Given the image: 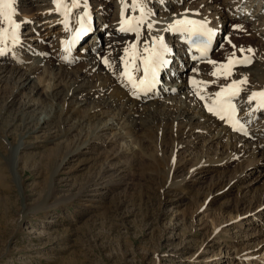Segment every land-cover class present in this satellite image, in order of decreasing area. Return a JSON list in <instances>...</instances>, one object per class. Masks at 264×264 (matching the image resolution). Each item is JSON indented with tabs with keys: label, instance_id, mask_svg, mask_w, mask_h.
Wrapping results in <instances>:
<instances>
[{
	"label": "rangeland",
	"instance_id": "rangeland-1",
	"mask_svg": "<svg viewBox=\"0 0 264 264\" xmlns=\"http://www.w3.org/2000/svg\"><path fill=\"white\" fill-rule=\"evenodd\" d=\"M16 1H22L27 6L43 5L45 2ZM3 26L0 20V27ZM28 27L25 26L22 32H26ZM227 28L213 48V55L217 51L222 52L215 60L217 64L202 65L205 66L202 67L204 73H209L210 81L216 85L226 84L232 78V75L227 78L223 75L213 76L212 72L215 71L214 67L216 69L219 64L226 63L233 52L237 58L250 56L252 62L244 68L253 71L260 63L252 56L257 54L264 58V46L250 38L247 27L234 21ZM94 35L99 39L96 43L99 50L93 54L90 62L96 66H106L108 63L105 60L109 61L107 49L112 47V44L107 46L106 43L113 34L106 31L100 37L95 31ZM92 36L91 39L88 36L82 40L78 48L75 46L77 49L74 52L79 53L80 45L82 47L90 42ZM233 45L236 47L233 48ZM241 48L253 51L241 52ZM81 63L80 59L71 63L66 70L67 80L75 82L76 89L92 91L98 84L97 80L106 78L100 72L95 77L76 80L75 68L77 64L80 67ZM238 67L242 66L235 68ZM0 78V172L5 183L0 188V264H264L256 259L262 254L264 257V173L261 166L256 171L254 167L245 168V162L241 163L240 170L245 168L242 186L226 196L211 195L216 200L210 204L204 200V196L222 172L213 165H207L205 170L209 172H195L191 181L190 178L187 181L188 189L178 192H168L163 188V170L155 165L157 163L148 162L147 157L144 159L140 155L142 159L137 158V161H141L139 167L128 168V172L122 174L123 184L108 189L88 183L93 179L99 184L107 181L102 182L98 177L112 161L107 160L108 153L134 144L135 136L125 135L124 125L133 126L137 121V124H147L151 128L155 125L154 137L146 138L144 152L148 157L161 159L165 165L172 148V141L168 138L165 144L168 148L166 151L162 148L165 124L168 127L180 122L190 127L197 125L194 123L196 119H180L175 111L168 109V105H160L153 99L157 107L153 109L154 115L167 116L169 123L156 120L151 115H141L135 120L123 119L121 125L112 120L108 125L112 126L113 122L115 128L99 137L109 147L101 150L87 145L74 155H67L69 148L67 141H64L67 137L63 136L79 124V118L65 120L63 114L58 112L47 126L43 125V128L32 132L36 124L31 117L42 125L44 117L54 116V109L50 113L51 104L41 105L37 110L35 107L22 109V94L17 96L15 103H8L7 95L13 90L15 80L10 74L0 75ZM160 81L166 85L172 83L164 76ZM31 85L23 89V93L30 94ZM109 98V93L85 100L79 98L75 106L84 113L95 105L110 101ZM202 102L208 108V102L201 99ZM117 108L110 111L114 110L113 113L118 115L120 107ZM258 120L260 124L263 123L264 115L256 122ZM226 123L230 125L231 122L227 120ZM248 126V133L260 127L255 124ZM260 128L264 130V126ZM120 133L125 137L114 143L116 135ZM218 135L219 132L205 136H210L208 139L216 142ZM241 136L247 137L246 132ZM184 139L193 141V138L186 136ZM258 139L264 141V135H259ZM206 141L207 138L200 139L199 144L189 151L190 155L184 157L178 153L175 158L182 163L196 165L203 158L223 157L220 146L211 144V149L207 150ZM63 158L61 168L55 173ZM114 163L119 167L121 164L130 165L125 159L121 163ZM236 169L234 167L231 171ZM175 175L174 181H181L186 172ZM45 200V206H49L47 210L43 209ZM23 216L26 220L21 224L19 221ZM242 255L251 256L250 261L243 258L241 262Z\"/></svg>",
	"mask_w": 264,
	"mask_h": 264
},
{
	"label": "bare ground",
	"instance_id": "bare-ground-1",
	"mask_svg": "<svg viewBox=\"0 0 264 264\" xmlns=\"http://www.w3.org/2000/svg\"><path fill=\"white\" fill-rule=\"evenodd\" d=\"M43 1H45L43 5L32 4L30 6L22 4V1L15 2L16 15L14 19L21 25L19 43L13 45L9 41L8 50L0 56V75L10 74V77L15 80L13 90L10 95H7L8 103H15L17 96L22 94V109L27 110L35 107L37 110L44 104H51L50 113L54 109V116L52 118H47L49 115L44 117L42 125L31 117V121L34 122V125L36 124L35 129L32 128L34 130L32 132L43 128V125L47 126L49 121L55 118V114H59L58 112L63 114L65 120L79 118L77 122L79 124L63 136V138L67 137L64 140L67 141V148H69L68 153L66 152L67 155H74L79 152L82 146L98 147L101 150L109 147V144L100 141V134L104 135V133L109 132L116 124L121 125L123 119L125 121L131 120V118L135 120L136 117L141 115H151L156 120H164L169 123L167 116L158 117V114L154 115L153 109L157 107L153 99L157 100L160 105H168V109L175 111L176 116H179L180 119H196L194 123L197 125L190 127L184 126V122V124L177 122L175 126L168 127L165 124L166 133L163 134L165 140L162 148L165 151L168 148L165 145L167 138L172 141L170 146L172 148L169 150L171 151L170 159L165 165L161 159L148 157L144 152L146 138L154 137L157 129L155 125H153V128L147 124H142V126L137 124L138 121L133 126L123 124L126 131L125 135L135 136L134 144L127 145L121 151L119 149L112 151L113 153L110 151L107 160L112 159L116 163H121V160L125 159L130 165L121 164L119 167L110 161L109 166L103 169L102 175L98 177L102 182L107 181L99 184L96 179L89 180L88 183L91 186L102 185V188L109 189L123 184L122 174L128 172V168L134 169L137 165L139 167V161L142 159L140 156L144 159L147 157L148 162L157 163L155 165L163 170H161V175H164L161 177H164L165 180V182L163 181V188L167 189L168 192L188 189L189 184L187 181L189 178L191 181L195 172H209L208 169L205 170L207 165H213L222 172L217 177L214 185L209 188L207 195L204 196V200L210 204L216 200H213L211 195L226 196L232 190H238L242 186L245 180V168L254 167L258 171L257 169L261 166L264 173V141L258 139L259 135H264V130L260 128L264 126V122L261 124L260 120L256 122L257 118L264 115V108L259 107L256 101L249 102L252 93L264 91V58L257 54L253 55L252 59L260 63L256 67L257 69L253 71L244 68L242 65L241 68L234 67L229 82L216 85L210 81L209 73H204L205 66L202 65L212 64L208 59L212 57L211 61H215L222 52L217 51L213 55V51H211V57L206 54L202 55L201 52L191 49L187 43V37L190 33L168 29V26L178 19L197 21L203 24L205 29H210L214 33L212 36V39H214L212 47L214 48L216 43L222 39L224 32L227 31V26L235 21L247 27L250 31V38L264 46V0H140L144 9L143 12L139 8L133 10V0H80V6L73 8L67 17L64 15L63 10L57 7L54 0ZM66 2L70 4L71 0H66ZM85 14L87 15L85 16ZM81 17H85L86 31L70 45V51H66L64 42L71 41L74 34L80 30ZM125 20L132 21L133 26L137 21L142 20L139 23V35L136 32L121 31V28L126 26L124 24ZM92 23L94 24V32H90ZM150 24L152 28H149ZM25 26H29L28 30L22 32ZM95 31L100 37L106 31L113 34L111 40L106 43L107 46L112 44V47L107 49L109 61L106 66L99 63L96 66V64L90 62L93 54L99 50V46L96 45L99 39L97 35L92 36ZM88 36H90V39L92 36L93 39H89L90 42L82 47L80 45L79 53L78 51L74 52L81 41ZM154 37H162L164 44L169 49V52L165 55L168 63L158 68L157 82L153 87L147 91L133 88L122 74L124 71L125 49L129 48L130 44L137 43L141 54H144L143 47L146 43L149 47H152ZM101 47L103 49V46ZM77 59H80L82 63L80 67H78L79 63L76 65V80L92 78L100 72L106 78L97 80L98 84L94 88L92 87V91L76 89L75 82L70 83L67 80L66 70ZM140 64L141 62L137 60V65ZM214 70H216L215 67ZM135 75L139 80L143 76V72L135 73ZM163 76L172 81V83L170 82L171 85H166L160 81ZM244 77H247V83L240 85L243 90L233 101L237 109L235 117L230 125H227L228 118L221 119L218 115L208 111L206 103H204L205 106L203 102L201 103L200 96H204L210 104L211 100L208 98L212 97L214 99L213 94L220 91L222 86H227L233 80H241ZM193 80L209 83L207 87L203 85L193 87ZM31 83L30 94L23 93V89ZM104 93H109L111 100L102 105H95L84 113L79 107L76 108L75 106L79 98L85 100ZM117 107H120L119 113L117 112L118 115L115 114L116 112L113 113L114 110L110 111V109H116ZM112 120L117 123L114 125L112 122V126L108 125ZM237 120L239 124L235 123ZM198 124L202 128L201 126L198 127ZM250 124L260 125V127L248 133L246 126ZM240 125H243L242 130ZM158 129H160V126ZM84 130H86L85 133H83ZM217 132H219V135L216 137V142L214 140L210 141L208 139L210 136H205L211 133L217 134ZM243 132H246L247 137L241 136ZM125 135L122 133L116 135L117 140L114 143L122 141ZM185 136L193 138V141L190 142V139L185 141ZM204 138H207L205 142L206 149L210 150L211 144L220 146V154L223 157L203 158L198 160L196 165L182 163L175 158L178 153L184 155V157L186 154L190 155L191 152L189 151L199 144L200 139ZM23 145L26 146V144ZM24 148L28 149V147ZM216 152H219V150ZM138 157L140 160L137 161ZM64 160L65 158L60 161L55 173L59 171ZM244 162L243 166H246L245 168L242 167L241 171L240 164ZM234 167L237 169L232 172L231 169ZM181 171L186 172L184 179L174 181L175 174ZM4 184V177L0 172V188L5 186ZM42 204H44L43 209L49 207L45 206L46 200ZM40 209L42 208H38V210ZM24 220H26L25 216L19 222L22 224ZM218 232L217 230L216 233ZM240 258L241 262L243 258L249 262L251 256L242 255ZM256 259H260L258 261L264 263L263 254Z\"/></svg>",
	"mask_w": 264,
	"mask_h": 264
},
{
	"label": "snow or ice",
	"instance_id": "snow-or-ice-1",
	"mask_svg": "<svg viewBox=\"0 0 264 264\" xmlns=\"http://www.w3.org/2000/svg\"><path fill=\"white\" fill-rule=\"evenodd\" d=\"M16 0H0V20L3 21L5 26L0 27V56L4 55L8 50V42L11 41L13 45L19 43V29L20 23H18L14 17L16 15V10L14 7ZM57 4V7L63 10L64 15L67 17L73 8L80 6V0H71V3H67L66 0H54ZM127 7V5H126ZM133 10L139 8L141 12L144 11L143 6L140 0H133L132 5ZM87 14H85L86 16ZM85 17H81V27L77 31L71 41H65V50L70 51V45L75 42L85 31L84 25ZM137 21L135 26H133L132 21L125 20L124 24L126 26L121 28L123 32H136L139 35V23ZM199 25V26H197ZM149 28H152V25H149ZM168 29L171 31H179L190 33L194 39H190V42L194 47H197V50L201 52L202 55L206 54L207 44L210 43L214 33L210 29H205L203 24H200L197 21L189 19H178L174 23L168 26ZM236 46L233 45V48ZM241 52H252V49H240ZM169 52V49L163 42V38L159 37L153 38V46L149 47L147 43L143 47V53L137 47V43H132L129 45V48L125 49V57L123 59L124 71L123 76L128 80L133 88H140L147 91L155 85L157 82L158 68L166 65L168 61L165 59V55ZM137 60L141 62L140 65H137ZM210 63L217 64L216 61H209ZM252 62L250 56H243L237 58L235 52L228 58L226 63L219 64L215 71L212 72L213 76L219 77L223 75L225 78L233 75L232 69L236 66H247ZM107 64L108 61L105 60ZM221 69H224L222 72ZM143 72V76L137 80L135 73ZM194 86L203 85L207 87V81H192ZM247 83V77H244L241 80H233L231 84L227 86H222L221 90L214 93V99L209 97L211 103L208 104V111L213 112L218 115L221 119L226 117L230 122L233 121L235 113L237 111L234 99L239 96L243 90L240 85ZM199 95V93H197ZM202 100H205L204 96H200ZM256 101L258 106L264 108V91L254 92L249 97V102ZM236 124H239V121H235ZM240 129H243V125H240Z\"/></svg>",
	"mask_w": 264,
	"mask_h": 264
}]
</instances>
